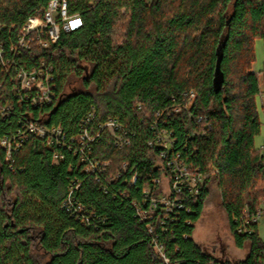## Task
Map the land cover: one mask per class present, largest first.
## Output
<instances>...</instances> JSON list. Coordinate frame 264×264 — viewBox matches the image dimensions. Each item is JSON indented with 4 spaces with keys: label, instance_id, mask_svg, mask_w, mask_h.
I'll list each match as a JSON object with an SVG mask.
<instances>
[{
    "label": "trees",
    "instance_id": "trees-1",
    "mask_svg": "<svg viewBox=\"0 0 264 264\" xmlns=\"http://www.w3.org/2000/svg\"><path fill=\"white\" fill-rule=\"evenodd\" d=\"M49 1L0 0L7 56L26 20ZM67 1L84 26L17 58L24 68L46 61L57 79L55 104L19 105L14 82L0 71V141L24 131L20 122L28 118L60 127L67 140L64 147H49L30 135L11 163L0 146V264H165L156 246L172 264H234L194 240L214 196L235 246L247 250L237 264H264L258 223L242 222L264 199V155L255 139L263 126L258 102L264 70L252 68L255 42L264 41V0ZM175 104L182 106L178 113ZM93 112L90 131L118 120L130 145L118 149L103 131L82 153L72 138H80L82 121ZM156 122L174 133L173 155L204 182L199 195H183L185 209L169 218L158 209L145 222L135 203L148 208L143 189L158 195L155 180L168 169L162 148L148 144ZM55 152L64 159L55 162ZM82 155L110 165L87 174ZM71 191L73 211L64 203ZM241 225L248 232L239 234Z\"/></svg>",
    "mask_w": 264,
    "mask_h": 264
},
{
    "label": "built area",
    "instance_id": "built-area-1",
    "mask_svg": "<svg viewBox=\"0 0 264 264\" xmlns=\"http://www.w3.org/2000/svg\"><path fill=\"white\" fill-rule=\"evenodd\" d=\"M81 18L79 14H70L67 0H50L40 15L30 17L26 20L27 22H25L20 35H18L16 45L10 48L11 56H7L5 45L0 41V71L10 77L11 81L14 82V96L19 105L31 103L34 107L38 105L52 106L58 99L56 75L48 67V64L45 63L46 61L39 60L36 65L34 64L28 68H24L17 64V58L20 56L21 51H26V49L30 50L35 45L46 49L50 45L57 44L64 33L76 32L84 26L83 19ZM3 30L4 26L0 23V34ZM4 82L5 80L0 81V90ZM191 95L192 97L194 96L193 94ZM7 109L9 110L10 107ZM181 109L182 106L179 104H175L173 107L175 113L180 112ZM162 114L157 112V118L160 119ZM94 118V112L89 114L88 117H85L82 121L83 127L80 138H72L73 141L79 140L82 146V153L85 152L86 148L90 151L92 150V144L100 140L103 131L108 132L113 144H115L114 146L118 149H123L130 145L129 132L122 123L118 120L109 119L104 124L99 125L97 132H93L90 131V128ZM20 123L24 131L19 130L16 136L12 138L5 137L0 141V146L6 152L7 163L14 161V155L28 141L30 135L46 141L49 147L55 145L64 147L67 144V140L62 133L63 130L60 127L58 129L56 127H48L39 121L29 118ZM152 131L154 134L153 139L148 144L150 147L156 145L162 148L161 157L166 161L168 169L162 168L161 178L155 180V183L161 185V191L158 195L153 197V190L149 187L143 189V202L149 203L148 208H144L142 205L135 203L138 216L145 222L153 218V215H156L158 209H161L166 214V218H169V215L175 211L185 209L183 195L186 193L190 197L199 195L204 182L203 175L193 170L180 154L174 153L173 155L176 139L171 130L161 128L158 122H156L152 125ZM261 151L264 155V142L261 146ZM62 159H64V155L60 152H55L54 161L58 162ZM82 160L88 162L84 170L87 174L105 172V168L110 165V162L100 164L97 160L86 158L84 155H82ZM164 179L168 180V184H166L168 185L167 192L162 191ZM135 180L136 177L132 180V184L135 183ZM79 186L80 184H78L77 188ZM261 188L264 189V182ZM72 194L73 191H71L68 201L64 202L70 211L74 210V205L72 207L71 203L73 201ZM77 209L78 212L82 213L85 208L82 204L77 203ZM260 219H264V199L261 200L257 214L251 218L249 216L242 218V222L244 224L249 223V221L259 223ZM147 228H149L151 233L154 231L151 224H148ZM237 232L239 234L246 233L248 229L244 225H241L238 227ZM156 249L161 254L165 264H172L163 255L160 248L156 246Z\"/></svg>",
    "mask_w": 264,
    "mask_h": 264
},
{
    "label": "rangeland",
    "instance_id": "rangeland-1",
    "mask_svg": "<svg viewBox=\"0 0 264 264\" xmlns=\"http://www.w3.org/2000/svg\"><path fill=\"white\" fill-rule=\"evenodd\" d=\"M123 33V30H121L118 37H122ZM255 56L256 59L252 65L253 71L261 73L264 70V41L262 39H257L255 42ZM258 104L263 126L261 134L255 139L256 146L261 148L264 142V109L260 101ZM166 184H168V180L164 179L162 184L163 192L168 190V185ZM195 226L194 240L205 251L213 254L216 258L228 259L234 264L246 258L247 250H240L235 246L234 239L230 233L227 215L221 208L218 197L214 196L208 202L201 219ZM258 233L259 237L264 241V219L259 220Z\"/></svg>",
    "mask_w": 264,
    "mask_h": 264
},
{
    "label": "crops",
    "instance_id": "crops-1",
    "mask_svg": "<svg viewBox=\"0 0 264 264\" xmlns=\"http://www.w3.org/2000/svg\"><path fill=\"white\" fill-rule=\"evenodd\" d=\"M260 102H261V105H262V107L264 109V95L260 98Z\"/></svg>",
    "mask_w": 264,
    "mask_h": 264
}]
</instances>
